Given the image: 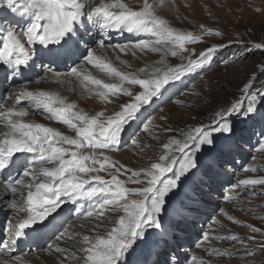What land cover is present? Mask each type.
Instances as JSON below:
<instances>
[{"label":"snow or ice","instance_id":"obj_1","mask_svg":"<svg viewBox=\"0 0 264 264\" xmlns=\"http://www.w3.org/2000/svg\"><path fill=\"white\" fill-rule=\"evenodd\" d=\"M163 6L164 0H158V4L143 0L138 10L124 0H0V8L20 17L15 22L17 27L0 23V67L18 74L35 63V56L41 64L48 62L46 72L57 84L71 85L76 81L82 94L94 93L105 104L112 103L113 98L129 97V101H122L119 110L107 117L103 111L89 115L58 91L26 88L13 95L12 105L0 108V176L5 177L3 188L12 195L10 206L17 213L9 222V242L3 244L8 252L14 251L17 240L28 236L29 230L39 235L44 228L53 226L65 202L88 201L89 207L83 215L96 221L90 231L104 228L105 222L111 227L104 234H85L82 239H78L79 233L69 234L67 230L61 233L58 240L76 239L75 251L55 247V253L64 254L61 264H67L68 260L75 264H138V260L130 261L129 257L147 240L146 229H152L155 237L168 243L175 226L166 217L170 202L182 195L184 182L190 183L201 170H206L204 174L211 178L213 172L228 163L237 146L236 129L230 122L233 114L264 122V113L259 111L264 105V95L251 92L256 79L253 76L242 89L246 105L238 101L222 107L214 112L209 124L181 130V138L173 137L164 143L158 160L147 167L117 166L118 162L106 154L118 149L122 133L132 122L140 121L142 130L149 132L151 120L143 119L146 106L162 100L170 87L175 86L173 82L201 67L217 51V47H209L187 64L168 66L166 56L187 52L185 45L199 41L201 36L174 29L168 20L157 15V8ZM201 28L202 35H221L202 25ZM112 31L128 33L136 39L131 44H110L107 41ZM139 34H148L154 39L140 38ZM254 47L264 49V43H256ZM137 52L160 53L161 58L135 72L121 71L116 66L117 62L127 66L121 54L135 56ZM58 62L68 64V71L61 73L50 66ZM89 66L102 76L94 75ZM261 70L264 71V66ZM134 87L138 89L135 92ZM23 101L33 104L44 119L66 126L75 135L26 121L29 110L19 106ZM261 136L264 137V130ZM132 143L135 145L137 141ZM259 143L260 150L264 151V139ZM173 152L184 157L178 173L174 172ZM110 169H115V173ZM101 171L108 172L110 179L99 175ZM168 173L173 175L169 177ZM120 175L126 180H121ZM238 183L264 186V176L241 179ZM128 184L137 187H127ZM112 216L116 218L113 220ZM228 219L239 223L232 216ZM247 227L253 233L261 232L260 228ZM224 239L240 240L236 235ZM258 247L264 252V241ZM214 254L229 253L214 250ZM246 254L254 255L255 249ZM163 255L165 259L158 264H180L178 257L173 261L166 251ZM192 260L197 264L196 257Z\"/></svg>","mask_w":264,"mask_h":264},{"label":"rangeland","instance_id":"obj_2","mask_svg":"<svg viewBox=\"0 0 264 264\" xmlns=\"http://www.w3.org/2000/svg\"><path fill=\"white\" fill-rule=\"evenodd\" d=\"M124 2L136 10L143 4V0L134 3L132 0H124ZM157 15L168 20L177 31L191 32L193 35L201 36L199 41L185 45L187 52L175 57L170 54L166 56L165 63L168 66L187 64L189 59H196L200 52L206 51L209 47L215 46L217 51L213 52L201 67L186 72L181 77V82L180 80L173 82L175 86L170 87L166 96L152 103L156 106L152 104L146 106L147 110L144 111L143 119L151 120L149 132L142 130L140 121H134L131 127H127L121 135L118 149L114 151L116 156L113 158L114 152L106 153L113 161L118 162L117 166L123 164L133 169L147 167L158 160L164 143L173 137L181 138V130H187L201 123L209 124L214 112L222 107L230 106L238 101L246 105V94L242 92V89L253 76L256 79L251 92L264 95V71L261 70L264 66V49L254 47L256 43H264V0H164V6L157 8ZM1 19L0 23L7 21L4 16ZM201 25L214 32L219 31L221 35H202ZM139 35L140 38L154 39L148 34ZM135 39L136 36L129 34L122 39L110 38L107 42L125 45L133 43ZM239 49L240 53L235 52ZM128 56L134 57L130 54ZM136 56L140 63L139 69L145 65H153L161 58L160 53L150 52L151 57L145 62L139 58L140 55ZM38 61L37 59L36 63ZM133 62L128 59L127 66L122 65L120 69L129 71ZM42 72V75L31 84L36 83L46 73L44 69ZM5 74L1 78L3 90L0 92L1 99L9 92L7 89L11 86L9 83L12 78L8 82V71ZM137 90L136 87L132 88L133 92ZM121 99L129 101V97L126 96ZM107 107L109 106L97 100V106L93 109L97 112L103 111L105 117L119 110L118 105L112 109ZM259 111L264 113V105L259 107ZM34 116L37 118V115ZM43 120L46 126L53 124H49L50 121L46 119ZM230 122L236 129L234 140L237 146L229 157L228 163L224 164L221 170L213 172L211 178L204 174L206 170L197 172L190 183L184 182L181 189L182 195L170 202L169 216L166 219H169L170 224L175 228L168 240L172 239L177 246H180L179 251L186 253L189 264H193V257H196L197 264L200 261H203V264H264V252H261L258 247L259 243L264 241V186H243L238 183L241 179L264 176V151L260 150L259 143L264 139L261 136L264 122L259 119L248 120L242 114H233ZM54 127H58L62 133V129L70 130L62 124L54 123ZM133 140H136L137 144L134 145ZM124 154L126 155L123 156ZM172 156L176 159L174 172L178 173L184 163L183 154L173 152ZM252 168L256 171H244V169ZM109 171L115 173V169ZM99 175L106 180L110 179L106 171H101ZM167 175L171 177L173 173ZM119 178L126 180L124 175H120ZM92 183L95 184L94 181ZM126 186L137 187L131 184ZM0 205L2 209L0 233L5 234V231L9 229V222L12 221L5 211L7 214L11 213L12 207L9 205L6 207L2 203ZM66 205L56 216L53 226L49 227L51 229L48 230L50 232L48 241L46 240L44 244H29L31 246L27 249L28 252L37 253L45 246L50 247L64 229L76 220L95 226L96 221L83 215L77 204H71L65 208ZM73 206L78 209L79 215L77 217L67 215L64 217L65 220L61 221L65 213ZM229 216L234 217L239 223L229 220ZM113 217L114 220L116 217ZM248 225L260 228L261 232L253 233L247 227ZM109 226L111 227L105 222V227L98 230L105 231ZM3 233L0 236L2 244L6 243ZM182 233L192 237L191 249L190 247L186 249L182 240L179 242L178 235L181 236ZM146 234L147 240L137 246L136 252L129 257V260H138V264H145L147 261L149 264H158V261L165 259L163 252L168 253V245L155 237L152 229H146ZM205 234L208 239H205ZM231 235L238 236L240 240L224 239ZM248 237H254V239L249 240ZM51 239L52 242L49 241ZM2 244L0 243V254L4 253ZM252 249H255V254L247 255V251ZM214 250L229 254L216 255ZM157 253L161 254L157 255ZM182 259L184 260L183 254ZM57 262L61 264L60 261ZM180 264H187V261H182Z\"/></svg>","mask_w":264,"mask_h":264},{"label":"bare ground","instance_id":"obj_3","mask_svg":"<svg viewBox=\"0 0 264 264\" xmlns=\"http://www.w3.org/2000/svg\"><path fill=\"white\" fill-rule=\"evenodd\" d=\"M135 1L138 2L141 0H132V3H134ZM149 2L155 4V3H158V0H149ZM129 7H130V5H129ZM5 11L6 10H4L3 8H0V21H1V18L4 16L7 18L6 19L7 21L3 22L4 24L7 25L8 23H12L13 27H17V24L15 22L19 21L20 17L16 16L15 14L9 13V12L6 13ZM17 30H19V29L17 28ZM124 34L125 33L112 31L109 35H110V38L122 39V37H124L123 36ZM97 38H99L98 34H97ZM116 44H118V43H116ZM149 53L150 52H148L146 54L137 52L136 55H140L139 58L143 59V61L147 62L151 57V56H149ZM136 55L134 57L130 58L128 55L121 54V59L126 60V61L128 59H129V61H134L131 65L129 71H127V72H135V71H133L134 69H136V71L139 69L140 63L138 62ZM33 59H34L35 63L30 65L29 67H26L27 73L20 75V78H14L13 77L14 75H12V74L7 75L8 76V78H7L8 82H10L9 79L12 78V79H10L11 83H9V84H11V86L7 89V91H9V92L4 95L5 97H3L1 99L2 95H0V108H3L6 105H12L14 103V99L12 98L13 95L15 93H17L20 89L26 88L30 91H38V90L58 91L60 93V95L67 97L69 102H75L79 109H82L85 112H92V113L97 112L96 109H93V107L97 106V100L100 101L99 98L96 97L94 93L93 94H89V93L82 94V90L78 86V82H76V81H73V83L71 85H68V84L60 85V84H57L54 81H52L50 79L51 74L46 72L38 81H36V83H34L35 85L31 84L32 82L37 80L42 75L43 69L46 71V69L49 67V64L47 61H45L43 64H41L40 59L36 58L35 56ZM37 59L39 61L36 63ZM50 66L54 70L59 71L61 73L68 71V64H65L63 62H59L58 64H52ZM116 66L120 69L122 64H119L117 62ZM89 70L92 71L94 75H101L102 76V74L97 73L95 69H92L91 66H89ZM7 71L8 70H5L4 67H0V92L3 91L1 89V87H2L1 78H3L6 75L5 73ZM2 75H4V76L2 77ZM106 82H114V81L106 79ZM70 89H75V90L73 91ZM121 98H123V97L113 98L112 103L105 104L103 102V104L105 106H109L107 108L112 109V108H115L116 105H119L122 102ZM152 105L156 106L155 103ZM19 106L24 107V108L29 110V116L24 118L26 121H35L37 123H42V124L46 125V122L43 120L44 117H41L42 115H40L39 112L36 111L35 106L33 104H31L28 101H23V102H21V104ZM91 106H92V108H91ZM34 115H37V118ZM38 117H40V119H38ZM50 123H53V124H50ZM54 123H56V122L50 121L49 126L54 127ZM56 124L58 125V123H56ZM55 128L59 129L58 127H55ZM60 128H61V126H60ZM62 131L64 134H67L69 136L75 135V133L72 130L62 129ZM112 152H114V151H112ZM112 154L114 155L113 156V158H114L116 156V152H114ZM125 155L126 154H124L123 156H125ZM4 180H5V177L0 176V204L2 203V204H4V206H6V205L10 206V200L13 197L10 193H5L4 188H3ZM66 204L71 205L72 203L71 202H65L62 207H64V205H66ZM68 205H66L65 208L68 207ZM77 205H78V209H80V211L82 213H84L89 207V202L88 201H79L77 203ZM6 207H8V206H6ZM1 211H2V209H1V205H0V212ZM3 211H5V210H3ZM5 214L8 215L10 220H13V218L17 215L16 210L15 209L12 210V208H11V213H9L10 215L7 214L6 211H5ZM20 215H23V214L21 213ZM0 224H1V220H0ZM82 225H83V227H81ZM93 228H94L93 224L88 225V224L82 222L81 220H76V221L72 222L71 224H69V226L66 229H64V231L62 233H65L66 230L69 234L79 233L80 236L78 237V239H82V236L85 234H87V235H94L95 233L104 234V232H105L103 230L100 231L98 229H95V232L90 231V229H93ZM2 233L3 232L0 233V236L2 235ZM31 233H32L31 230H29V235L27 237H30ZM49 234L50 233L48 232L47 234H45L41 238H39V237H35L34 239L31 238L30 241L34 244H38V243L44 244L48 241L47 239L49 237L48 236ZM3 236L6 238L5 242L8 243L9 237H10L9 231L8 230L5 231V234L3 233ZM21 239L22 238H19L17 240V243L14 245V251H12V252H8L7 250H5L3 248L4 253L0 254V264H59V262H57V261L61 262L64 254L55 253L54 249L56 246L68 249L70 251H75L74 245L76 244V239L69 240V239L65 238V239H61V240H58V239L54 240L50 247L45 246L44 248L39 250L37 253L28 252L27 249L31 245L27 244L26 241L19 242V240H21ZM52 239H54V238H52ZM52 239L49 241L52 242ZM0 243L2 244V242H0ZM1 246L3 247V244ZM77 255H79V253H77ZM15 258H19L18 259L19 261L18 262L15 261V260H17ZM67 264H75V261L68 260Z\"/></svg>","mask_w":264,"mask_h":264},{"label":"trees","instance_id":"obj_4","mask_svg":"<svg viewBox=\"0 0 264 264\" xmlns=\"http://www.w3.org/2000/svg\"><path fill=\"white\" fill-rule=\"evenodd\" d=\"M235 52H237V53H240V52H241V50L239 49L238 51L236 50Z\"/></svg>","mask_w":264,"mask_h":264}]
</instances>
